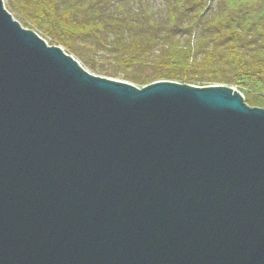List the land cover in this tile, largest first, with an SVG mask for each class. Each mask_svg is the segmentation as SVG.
<instances>
[{
  "label": "water",
  "instance_id": "obj_1",
  "mask_svg": "<svg viewBox=\"0 0 264 264\" xmlns=\"http://www.w3.org/2000/svg\"><path fill=\"white\" fill-rule=\"evenodd\" d=\"M0 264H264V110L88 75L0 0Z\"/></svg>",
  "mask_w": 264,
  "mask_h": 264
},
{
  "label": "trees",
  "instance_id": "obj_2",
  "mask_svg": "<svg viewBox=\"0 0 264 264\" xmlns=\"http://www.w3.org/2000/svg\"><path fill=\"white\" fill-rule=\"evenodd\" d=\"M9 2L22 22L40 29L71 55L78 57L72 44L77 38L95 40L99 48L110 50V45L100 36L105 31V24L96 6L101 5L99 1ZM210 2L165 0L171 23L166 24L167 30L161 40L163 53L154 61V75L147 79L145 86L154 82H171L200 88V84L222 86L227 83L229 88L236 86L257 100H264V0H223L214 11ZM125 28L121 34L129 33L128 49L125 48L127 44L121 43V37L116 38L111 48L119 49L113 64L129 70L133 64L147 60V55L144 59L146 52H141L156 43L153 34L157 24L148 23V27L143 28L126 23ZM132 28L139 29V36L131 35ZM185 36L190 41L181 44L180 40ZM253 37H256L255 41ZM210 45L212 49H209ZM86 62L92 64L91 60ZM128 81L138 88L144 87L136 78ZM252 107L264 110L255 104Z\"/></svg>",
  "mask_w": 264,
  "mask_h": 264
},
{
  "label": "rangeland",
  "instance_id": "obj_3",
  "mask_svg": "<svg viewBox=\"0 0 264 264\" xmlns=\"http://www.w3.org/2000/svg\"><path fill=\"white\" fill-rule=\"evenodd\" d=\"M100 2L101 5H96L98 10L101 13V21L105 24V31L101 33V37L103 42L110 45V50H106L105 48H99L98 44L95 40L92 39H82L77 38L73 44L74 50L78 53V57L75 55H71L68 51H65V48L58 45L50 36L44 34L37 27L32 26L31 24H25L21 21L18 15L11 8V4L9 0H1L4 10L11 16L12 20L15 21L21 29L30 31L34 35H36L39 39H41L47 47H55L62 50L64 54L67 56H71L73 60H75L80 69L93 77L100 79H107L114 82H119L123 84H130L128 79L136 78L140 81L141 85L147 84V79H151L154 75V61L157 60L160 55L163 53V45L161 44V40L164 38L166 33V24L171 23L167 16V4L165 0H96V2ZM223 0H211L210 7L211 10L217 7L220 3L222 4ZM112 23H117L113 25ZM123 23V24H122ZM126 23H135L136 26L139 27H148V23H156L157 29L154 34L156 37V43L149 50H143L146 52L144 54L147 55L146 59L137 64H133L131 69L126 70L124 68H119L113 64L116 60V54H118V47L116 49H112L111 47L114 45V41L117 37H121V43L127 44L128 42V32L121 34L125 28ZM129 31V30H128ZM133 36H139V29L132 28L129 31ZM251 38L250 36H246ZM195 37L191 39V42L195 41ZM256 37H253V41H255ZM245 40V39H244ZM190 39L187 37L181 38V44H185L189 42ZM94 43V44H93ZM129 44L125 47L128 49ZM212 45L209 46V49H212ZM94 49V50H92ZM88 60L92 61V64H88ZM226 81L228 78H224ZM158 83V82H154ZM152 83V84H154ZM137 89H142L144 87L138 88L135 85H132ZM194 87V86H192ZM199 88V86H195ZM205 87H224L238 93L243 100V103L250 107L253 104L258 105L264 108V100L256 99L254 95L246 94L236 86L230 87L229 84L225 83L222 86H208L207 84H200V88ZM243 93V94H241ZM245 97V101H244ZM263 110V109H261Z\"/></svg>",
  "mask_w": 264,
  "mask_h": 264
}]
</instances>
